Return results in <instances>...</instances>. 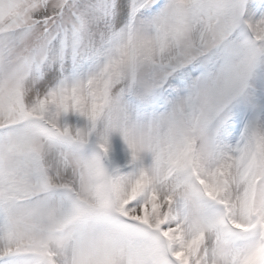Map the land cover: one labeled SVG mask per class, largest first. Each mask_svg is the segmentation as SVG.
Instances as JSON below:
<instances>
[{
    "label": "snow or ice",
    "instance_id": "1",
    "mask_svg": "<svg viewBox=\"0 0 264 264\" xmlns=\"http://www.w3.org/2000/svg\"><path fill=\"white\" fill-rule=\"evenodd\" d=\"M0 264H264V0H0Z\"/></svg>",
    "mask_w": 264,
    "mask_h": 264
}]
</instances>
